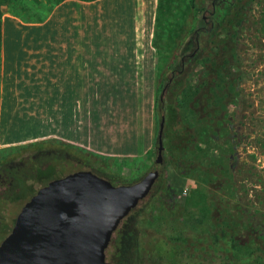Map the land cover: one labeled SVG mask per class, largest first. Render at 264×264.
<instances>
[{"label":"rangeland","instance_id":"rangeland-1","mask_svg":"<svg viewBox=\"0 0 264 264\" xmlns=\"http://www.w3.org/2000/svg\"><path fill=\"white\" fill-rule=\"evenodd\" d=\"M193 5L200 3L66 0L64 27L56 18L35 30L19 17L4 27L0 15V159L14 153L7 158L16 162L2 177H27L20 190L0 182L2 264L15 259L3 241L22 210L77 169L114 184L159 170L167 191L155 204L181 206L177 230L249 253L242 264H264L255 253L264 249V0H218L206 26L199 17L208 13ZM193 20L197 42L186 34ZM34 32L66 39L32 40ZM176 46L188 59L164 91L159 163L156 98ZM36 141L49 144L21 149ZM147 215L121 221L108 264L152 262L137 237L152 234L142 226Z\"/></svg>","mask_w":264,"mask_h":264},{"label":"water","instance_id":"water-1","mask_svg":"<svg viewBox=\"0 0 264 264\" xmlns=\"http://www.w3.org/2000/svg\"><path fill=\"white\" fill-rule=\"evenodd\" d=\"M164 115L157 132L162 157ZM160 175L114 184L90 170L52 180L22 210L3 247L16 252L10 264H108L106 249L121 221L152 191Z\"/></svg>","mask_w":264,"mask_h":264},{"label":"trees","instance_id":"trees-1","mask_svg":"<svg viewBox=\"0 0 264 264\" xmlns=\"http://www.w3.org/2000/svg\"><path fill=\"white\" fill-rule=\"evenodd\" d=\"M199 2L200 6L196 8V6H191L192 9L195 8L197 13L198 10H204L208 14L206 16L207 21L204 20L203 14L199 17L204 21V26H206L207 22L209 21V17L212 14L213 7L218 3V0H192ZM214 1V6H212V2ZM195 13V14H196ZM198 20V19H197ZM193 23V24H192ZM191 26L187 29L186 34H194L193 37L195 41H198V35L200 33L201 27L196 24V20H193ZM188 34V35H189ZM185 39V38H184ZM182 41V40H181ZM180 41V43H181ZM0 48H1V22H0ZM187 56L182 53L177 46L174 47V55L167 65V68L163 73L160 74L161 83L159 85V90L156 98V111L157 114L164 115L165 112V97L164 91L169 83V81L176 76L177 73H180L182 67L187 63ZM223 62L217 64L218 70L222 68ZM165 118V117H164ZM160 121V119H159ZM184 127L189 128L188 124H183ZM49 144L48 141H36L29 143L23 146L21 149H40V147ZM63 146L64 149L67 148V144H58ZM63 149V150H64ZM35 153H45V152H33L31 156ZM62 153V152H61ZM14 153L10 154L7 157L12 156ZM7 157H3L0 159V182L4 181L5 183L10 184L13 187H17L21 184V182L26 179V175L18 176L17 178L8 179L2 177V173H5L6 170L9 171L16 162H9ZM161 163V161H159ZM95 174L101 176L99 172L96 170H92ZM103 177V176H101ZM104 178V177H103ZM112 181L109 178H106ZM160 175L150 194L142 200L134 209L133 211L127 215L124 219L127 218H137L142 212L144 214H148L144 220L143 225L144 227L151 228V235H148L147 232L140 230L137 233L138 239H141V246L142 249L147 251L148 258L152 259L150 264H242L248 258V254L242 255L237 253L236 248L231 247H224L209 244L208 242H199V238L194 236H188L184 234L182 231L177 230L176 228V220L179 210L181 206L176 203L174 200L170 199L167 208L165 209L164 206L159 205V202L155 204V198L157 196L163 195L166 193L165 187H163L159 183ZM115 182V181H114ZM116 184H121L120 182H115ZM130 183V182H125ZM154 198H153V197ZM157 210H161L160 214H155ZM123 219V220H124ZM139 219V218H138ZM122 220V221H123ZM170 229V234L167 232L165 233L163 229ZM148 231V230H147ZM109 246V245H108ZM108 248V247H107ZM264 249L255 251L256 254H260V256L264 259ZM107 254V249H106ZM254 252L250 253L252 256ZM215 262V263H214Z\"/></svg>","mask_w":264,"mask_h":264},{"label":"crops","instance_id":"crops-1","mask_svg":"<svg viewBox=\"0 0 264 264\" xmlns=\"http://www.w3.org/2000/svg\"><path fill=\"white\" fill-rule=\"evenodd\" d=\"M17 1L18 0H0V15L2 16L4 27L5 24L7 27V25L10 22V18L13 17L21 18L20 23L31 25L32 30H35V27L36 28L40 27V25L42 26L45 24L48 25L49 21L51 22L52 26H55L56 18L60 19L61 21L60 25L64 27V23H66L64 21V17L69 16L71 12L69 10L65 12V10L62 8L63 3L66 2V0H61L58 3H56V0H30L31 2L29 7H23V8H21V6H18ZM21 1L25 2L26 0H21ZM8 3L10 4V6H8ZM56 37L58 39H66L64 37L59 38L55 34L47 35L44 32L37 33V36H35V32L32 33L31 39L37 41H42V40L54 41L56 40ZM47 53L51 54L50 56L51 58H53L52 63L54 64V56H55L54 49L47 50ZM45 55L49 56L48 54Z\"/></svg>","mask_w":264,"mask_h":264},{"label":"flooded vegetation","instance_id":"flooded-vegetation-1","mask_svg":"<svg viewBox=\"0 0 264 264\" xmlns=\"http://www.w3.org/2000/svg\"><path fill=\"white\" fill-rule=\"evenodd\" d=\"M212 6H214V1L212 2ZM203 18H204V20L205 21H207L208 19H206V16L203 14ZM196 50H197V48H196ZM79 170H81V169H77V170H72L71 172H69V173H67L66 175H68V174H70V173H73V172H75V171H79ZM90 171H92V170H90ZM94 173V172H93ZM66 175H63V176H66ZM60 177H62V176H60ZM60 177H58V178H60ZM3 178H5V177H3ZM58 178H55V179H58ZM54 179V180H55ZM3 182V184H5L7 187L9 186V188L10 189H16V190H20L21 189V187H22V184H21V186L19 185V186H17V187H13V186H11L10 184H8V183H5L4 181H2ZM20 215V214H19ZM19 217V216H18ZM12 229V228H11ZM11 229L9 230V232L11 231ZM7 234H9V233H7ZM6 250H11L12 252H14V254H15V257H16V252H15V250H13V249H8V248H6ZM7 254H6V257H8V256H10L12 253H10V252H6ZM14 261V260H13ZM12 261V262H13ZM11 262V263H12ZM0 264H2L1 262H0ZM10 264V263H9Z\"/></svg>","mask_w":264,"mask_h":264}]
</instances>
